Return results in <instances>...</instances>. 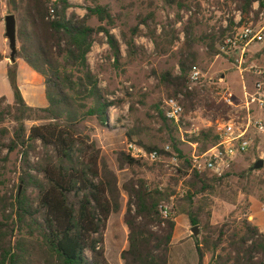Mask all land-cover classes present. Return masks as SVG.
<instances>
[{
    "label": "trees",
    "instance_id": "obj_1",
    "mask_svg": "<svg viewBox=\"0 0 264 264\" xmlns=\"http://www.w3.org/2000/svg\"><path fill=\"white\" fill-rule=\"evenodd\" d=\"M162 1L181 11L199 5L201 0ZM225 1L235 3L246 20L253 13V4L261 0ZM85 3L87 13L81 17L71 11L75 7L72 0H9V15H15L18 22V59L43 77L49 106L33 108L26 104L16 63L10 66L8 80L14 104L8 107V116L18 125L17 142H12L11 150L20 147L26 159L38 147L42 150L38 161L26 160L23 190L15 202L0 197V264H111L105 232L111 217L122 210L123 195L128 198L124 217L128 248L121 253L123 264H169L180 216H186L192 228H202L199 240L192 237L198 264H204L208 256L210 264H264V233L250 221V199L239 194L229 173L192 169V159L181 149L183 142L173 134L172 122L163 111L160 118L170 132L171 151L139 144L147 153L158 152L161 159L178 158L176 176L164 183L163 164L149 165L122 152L119 166L131 177L120 185L87 127L96 121L109 129L110 108L119 104L110 101L107 90L100 87L88 58L94 45L105 40L120 58L119 41L111 34L116 18L100 0ZM93 20L98 26L90 24ZM191 28L186 29L187 39L180 49V73L168 71L156 76L169 99L185 94L193 107L199 93L189 91L190 73L197 66L199 53ZM133 33L137 35L138 29ZM226 33L203 38L211 58L223 53ZM164 34L170 47L179 41L174 33ZM153 38L157 40L156 34ZM125 40L132 52L134 42L126 36ZM3 60L0 55V62ZM6 101L0 98V103ZM31 120L39 124L27 128L25 121ZM189 142L202 145L203 155L219 140L214 129H206ZM217 200L228 207L227 216L215 213ZM165 204L172 205L167 217Z\"/></svg>",
    "mask_w": 264,
    "mask_h": 264
},
{
    "label": "rangeland",
    "instance_id": "obj_2",
    "mask_svg": "<svg viewBox=\"0 0 264 264\" xmlns=\"http://www.w3.org/2000/svg\"><path fill=\"white\" fill-rule=\"evenodd\" d=\"M72 2L75 7L71 11H75L81 17L86 15L85 0H72ZM100 4L108 7L116 18V26L111 34L119 41L120 58L113 54L107 40L103 44L96 43L88 58L93 72L99 79L100 87L107 90L110 101L119 104L110 108L109 129L100 126L96 121L89 122L87 127L102 150V155L110 169L117 174L121 186L131 177L127 169L121 170L118 162L119 154L127 153L128 144H133L142 150L145 149L139 143L165 150L169 146L170 132L164 127L160 118V111H163L164 103L169 98L167 89L159 83L156 73L168 71L180 73V49L187 39L188 28L192 27L190 30L198 41L197 66L205 75L206 82L204 81L205 87L200 84L195 86L194 91H198L199 97L193 107L186 101L185 94L172 98L178 100L184 108L182 122L172 125L175 129L173 134L183 142L181 149L192 159V169L193 158L204 157L212 148L210 146L202 155V145L189 142L192 137L198 136L206 129H214L217 134L218 129L229 122H234L240 127L246 126L244 89L240 73L234 65L235 61L227 53L211 58L203 38L222 31L227 32L226 38L236 32L241 25L256 23V19L251 16L246 20L243 19L236 10V4L232 2L227 4L225 0H201L199 5L195 4L181 11L176 7L167 6L162 0H100ZM8 9L9 15L12 12L10 5ZM144 21L146 24H141ZM90 24L98 26L96 20L91 21ZM135 29H138V33L134 36ZM164 31L174 33L179 41L172 47L168 46ZM154 34L157 40L153 38ZM125 36L127 40L134 42L132 52L127 47ZM261 49H264V44L253 46L251 51L257 53ZM165 50L167 53L163 54ZM0 55L11 63L8 40L4 50H0ZM245 78L248 82V91L253 92L256 80L254 74L246 73ZM210 81H213L212 85H208ZM225 91L233 94L235 107H230L224 102ZM13 104L14 101L0 103V197L7 198L11 203L15 202L23 190L21 180L27 171L26 160L29 159L31 163L38 161L37 158L42 150L38 147L36 153L29 154L27 159L20 147L11 150L14 146L12 142H17L15 130L18 128L14 118L8 116V107ZM157 106L160 110L156 109ZM253 109L262 111L256 106ZM38 124L39 122L33 120L25 121L27 128ZM250 134L254 141L252 149L247 154L235 158L218 174L229 173L239 194L244 199L247 197L250 199L252 204L250 221L255 225L258 224L256 215L264 213V165L260 170H253L259 160L264 161V135L257 133L253 128L250 129ZM173 158L161 159L154 163L147 160L140 161L149 165L163 164L162 179L166 183L171 177L176 176L180 167L179 159L173 161ZM182 192L180 185L178 193ZM127 202V196L123 195L122 210L111 217L105 232L106 255L111 264H123L121 253L128 248V230L124 223ZM165 206L169 210L172 208L170 204ZM215 213L219 217L227 216L228 207L217 200ZM188 234L193 237L191 231ZM192 247L193 244L190 242L185 246L186 251L192 253L196 259V252ZM210 262L211 256H208L204 264Z\"/></svg>",
    "mask_w": 264,
    "mask_h": 264
},
{
    "label": "built area",
    "instance_id": "obj_3",
    "mask_svg": "<svg viewBox=\"0 0 264 264\" xmlns=\"http://www.w3.org/2000/svg\"><path fill=\"white\" fill-rule=\"evenodd\" d=\"M258 7L251 18L256 19V23H247L236 29L225 38V47L221 48L223 53L231 55L235 61V67L241 76L246 73H253L255 76V84L253 92L244 89L245 104L244 109L247 110V124L240 127L234 122L226 123L218 129L219 143L212 147L204 157L193 158V169L198 173L205 171H213L220 173L229 166L235 158L247 154L254 146L250 129L253 128L257 133L264 135V122L255 119L251 111L253 107H257L264 111V49L259 53L253 54L251 48L255 45L264 44V0L256 2ZM241 15L240 12H238ZM242 16V15H241ZM239 24V23H238ZM262 55L259 58L257 55ZM191 84L190 91H193L197 84L204 86L206 77L198 66H194L190 73ZM213 81L208 82L212 85ZM224 102L230 107H235L234 96L231 92H224ZM164 115L167 120L172 123L179 124L184 117V108L176 99L165 101L163 107ZM170 148L167 147L166 151ZM127 154L137 160H147L151 162H159L161 157L158 152L147 153L145 150L138 149L133 144L127 145ZM177 158L174 157L173 161ZM169 209L164 206V215L168 216Z\"/></svg>",
    "mask_w": 264,
    "mask_h": 264
},
{
    "label": "crops",
    "instance_id": "obj_4",
    "mask_svg": "<svg viewBox=\"0 0 264 264\" xmlns=\"http://www.w3.org/2000/svg\"><path fill=\"white\" fill-rule=\"evenodd\" d=\"M257 7V4H253L252 14L255 13ZM8 8L9 0H0L1 51L4 50L7 44L5 18L6 16H8ZM84 16L85 15H82V17ZM257 53H259V51ZM253 54L255 53L253 52ZM2 55H4V53H2ZM262 55L263 54L260 53V55L258 54L257 56L259 58H262ZM12 65L13 64L9 63L7 58H4V60L0 62V85H2V87L0 88V98L5 97L8 102L14 101V93L8 80V70ZM16 66L18 85L26 104L33 108H47L49 106V102L46 96V88L44 86L43 77L37 74L24 61L20 59H17ZM241 79L243 89H245L246 87L248 90V82L246 81L245 76H241ZM251 114L252 116L264 120V112L262 111H256L252 109ZM256 216L258 217V224L255 223V225L260 228L262 233H264V213H258ZM254 217L255 216H253V218ZM190 231L191 225L189 219L186 216L178 217L176 219V229L172 241L169 264H198L199 260L195 248V240L188 234V232ZM188 242L193 244L194 248L192 247V250H195L196 252V259L192 253L190 254L188 253V251H186L185 246Z\"/></svg>",
    "mask_w": 264,
    "mask_h": 264
},
{
    "label": "water",
    "instance_id": "obj_5",
    "mask_svg": "<svg viewBox=\"0 0 264 264\" xmlns=\"http://www.w3.org/2000/svg\"><path fill=\"white\" fill-rule=\"evenodd\" d=\"M5 28H6V38L9 42V47L11 50L10 61L15 64L18 58V39L17 30L18 22L15 15L11 14L5 18ZM264 165V161L261 159L254 165L253 170H260ZM192 235L196 240H199L201 235V227H193L191 229Z\"/></svg>",
    "mask_w": 264,
    "mask_h": 264
}]
</instances>
